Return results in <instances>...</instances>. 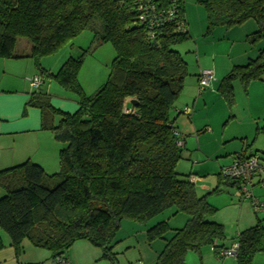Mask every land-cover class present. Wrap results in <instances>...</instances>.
I'll use <instances>...</instances> for the list:
<instances>
[{"label":"trees","instance_id":"1","mask_svg":"<svg viewBox=\"0 0 264 264\" xmlns=\"http://www.w3.org/2000/svg\"><path fill=\"white\" fill-rule=\"evenodd\" d=\"M159 1L163 8L170 7L169 0ZM175 1L178 20L150 30L138 22L137 0H0V59L33 60L42 75L74 93L78 103L76 112H64L52 105L48 94L37 91L27 103L40 110L42 130L65 146L56 174L31 161L0 171L5 192L0 198V231L10 238L17 257L27 240L50 252L53 262L66 261L65 254L84 240L116 264L114 239L122 220L145 223L172 207L189 218L155 264H186L189 252L215 244L225 248L224 226L209 219L218 210L207 196L197 195L192 174L177 172L185 142L171 111L184 91L188 65L174 47L190 35L177 30L185 10L183 0ZM202 4L207 34L251 20L258 26L248 36L252 45L263 43L257 57L234 66L217 89L233 107L234 83L246 93L252 83H264V0ZM86 30L93 39L79 57H70L55 74L42 68L44 58ZM21 39L31 46L27 55L16 53ZM105 44L116 53L108 79L87 96L78 75L86 57ZM168 231V223H160L148 232L149 240L164 238ZM235 241L237 264H254L255 256L264 253L262 222L240 232ZM4 247L0 235V250Z\"/></svg>","mask_w":264,"mask_h":264},{"label":"rangeland","instance_id":"2","mask_svg":"<svg viewBox=\"0 0 264 264\" xmlns=\"http://www.w3.org/2000/svg\"><path fill=\"white\" fill-rule=\"evenodd\" d=\"M203 1H185V14L195 24L194 33L196 35L194 36L195 39L191 38L174 47V50L182 55L188 65V81L196 79V75L193 72L199 69L200 65H207L206 67L213 71L212 64L215 63L216 57L217 62L220 64L221 62L230 63L235 60L237 54L255 46L246 42L240 36L233 35V37H227L224 32L227 31L226 28H217L212 33L207 34V18L202 4ZM251 23L256 24L254 20H251ZM92 39V33L86 30L78 37L66 43L57 54L44 59L53 65H58V62L63 64L70 57H79L83 50L89 48ZM198 45L201 47L200 50ZM253 50L257 51L255 48ZM21 52V50H16V53ZM115 54L113 46L111 44H105L96 48L86 57L78 75V81L87 96L95 94L106 83ZM200 57L204 62L203 64L199 62L198 58ZM13 75L14 73L5 72L0 67V85L5 82H13L12 86H19L20 88L22 86L20 78H15ZM27 83V89L30 93L38 91L31 87L28 79ZM212 83L214 85L216 81ZM197 84L196 98L200 101L201 106L199 110L194 111V113L197 112L193 120L194 122L187 121L186 119L188 117L186 116V118L181 116V119L185 118L184 121H187L188 125L184 129L178 127L181 135L180 138L186 145L183 147V159L177 166V172L181 176L192 174V177L197 179V182H195L197 195L199 197L207 196L208 202L218 210L209 219L224 226L226 240L222 244L230 248L240 232L256 225L258 221L262 222L264 228V213L257 214L255 212L252 201L245 198L243 190L240 187L233 186L230 181L225 180L223 177L221 180L219 179V174H221L222 169L231 165L232 157L226 156V154L235 151V153L238 152V154H241L242 149L246 146L242 144V140L244 139L227 142L223 138L225 136L230 137L232 135L237 136V134H242L243 130H247L246 125L254 122L253 135L248 141L249 145L251 143L254 144L247 153H256L255 151L258 150V154L264 158V102H262L261 97L254 96L251 102V111L249 110L248 112L246 110L249 107V102L246 100L247 93L242 89L243 92L241 96H238L237 103L235 98V105L230 107L219 94L217 86L214 92H218V96L211 98L210 103L206 104L203 97L206 93L212 92V90L208 88L203 95H200L199 80ZM47 85H49V82H47ZM53 85L57 89H62L67 94L60 96V94L56 95L55 93H51V97H54L57 101H63L62 99L68 100L67 98L69 96L77 99L74 93L65 90L56 81L53 82ZM14 97V94H10V100L14 101ZM233 109L240 113L239 119L233 118L231 113ZM174 113L175 109L173 108L171 111L172 119ZM194 113L192 114L193 117ZM241 123H243V126ZM257 128H260V132L255 136L254 134ZM254 138L255 140L253 142ZM236 155L234 154L232 156L235 157ZM217 188L218 191L215 192ZM248 189L254 199L264 203V183L258 177L253 180L252 185ZM1 191L5 194L3 189ZM188 218L186 214L176 213V208L172 207L145 223L133 219L122 220L114 239V253L117 257L116 264H155L168 240L173 237L175 230L183 228ZM163 222H167L169 225V231L165 237L150 241L148 232ZM1 234L7 237L2 231ZM22 246L23 248L29 247L34 251H43L50 254L46 250H37L27 240ZM70 252L68 253V258L70 254L73 255L75 264H113L110 260L103 259L102 251L92 246L88 241L82 240L76 242ZM257 255L264 257V253ZM224 259L234 260L236 258ZM224 259L220 258L211 246H207L203 247L200 252H189L186 264H222ZM43 264L50 263L45 261ZM62 264H72V262L66 261Z\"/></svg>","mask_w":264,"mask_h":264},{"label":"crops","instance_id":"3","mask_svg":"<svg viewBox=\"0 0 264 264\" xmlns=\"http://www.w3.org/2000/svg\"><path fill=\"white\" fill-rule=\"evenodd\" d=\"M183 1L185 4V1L187 2L188 0ZM184 15L188 26L190 39H193L196 35L194 33L195 24L191 22L188 15ZM257 29V24H253L251 23V21H249L242 26L233 29H227V31L224 32L227 37H233V35L240 36L242 37V39H245V41L248 42V36L257 31ZM260 46L261 45L258 44L253 48L251 47L250 49H245L244 52L237 54L235 60L231 61L230 63L221 62L220 64L217 62L216 57L215 63L212 64L214 81H216V84L213 85V83H211L209 88L212 90V92L209 91L210 93H206L204 95L203 100L206 104L210 103L211 98L218 96V92L216 93L214 91L217 86H219V81H221V79H223L234 66L245 65L246 63H248L249 60L256 58ZM198 47L200 50V45H198ZM254 48L257 51H254ZM16 50H21V53L27 55L31 50V46L27 41H23L21 39L17 42ZM198 59L200 64L204 63L201 57ZM63 64L58 62V65H53L49 61L46 62L45 59L41 61L42 68L45 69L48 73L52 74L57 73ZM206 66L200 65L199 69H196L193 72L196 75L195 80L192 79L188 81L186 79L184 91L174 106L175 113L173 119L175 120V126L178 132L180 131L179 128L184 129L186 125H188L187 121L194 122L193 120L195 118V114L197 113H194V111L199 110V107L201 106L199 103L200 101L197 100L198 98H196L198 85L197 83L202 71L211 70L208 69ZM0 67L3 68L5 72L8 71L10 73H14L13 77L20 78L22 82V86L20 88L19 86L15 85L12 86L13 82H5L0 85V171L20 165L27 161H31L35 164L40 165L47 174H56L59 171V153L65 146L63 144L58 143L52 133L42 130L40 110L36 108L27 107V103L30 99V96L34 93H30L27 89V79L30 80L35 76H41L43 85L37 92L48 94L50 97L51 93H55L56 95L60 94V96L67 94L64 93L62 89H57V87L53 85L54 80H50L44 75H42L40 72H38V69L36 68L33 60L29 58H24L20 60L0 59ZM47 82H49V85H47ZM242 92V86L240 85V83H234L236 103L238 101V96H241ZM10 94L15 95L14 101L10 100ZM254 96L261 97L262 102H264L263 82L256 81L250 85L246 99L249 102V107H247L246 109L248 110V112L249 110L251 111V102L253 101ZM67 99L68 100L62 99L64 101L63 102L60 100L57 101L56 99H54V97H51V103L55 108L60 109L64 112L73 113L74 110L77 111V99L71 96H69V98ZM186 109L190 110L191 114L188 115L184 113V110ZM193 113L194 117L192 115ZM231 113L233 115V118L239 119L240 113L237 110L233 109ZM181 116L188 117L186 119L187 121H184L186 117L184 119H181ZM242 124L243 123H241V125ZM253 126L255 127V123L251 122L246 125L247 130H243L242 134H237V136L232 135L230 137L225 136L223 139L227 142L238 139H244L242 140V144L246 146L244 149H242V153L249 151L254 144H248L249 139H251L253 135ZM259 132L260 128H257L254 135H258ZM254 140L255 138L253 139V142ZM235 152L226 154V156L232 157L231 164L235 160V157L232 155L238 154V152ZM255 152L259 153L258 150ZM237 187L239 188V186ZM3 196L4 193L0 189V198H2ZM0 235L5 245L4 249L0 250V264H43L45 261L49 262L50 264H54L49 253H45L43 251H34L29 247H24L23 254L20 257H17L16 251L11 245L10 238L8 236L4 237L1 234V231ZM223 245L227 249V246L225 244ZM70 251L71 249L65 254V258L66 261H70L73 264V255L70 254L68 258V253H71ZM257 256L254 258V264H264V257H262V255L258 257ZM234 260L224 259L222 264H237V260Z\"/></svg>","mask_w":264,"mask_h":264},{"label":"built area","instance_id":"4","mask_svg":"<svg viewBox=\"0 0 264 264\" xmlns=\"http://www.w3.org/2000/svg\"><path fill=\"white\" fill-rule=\"evenodd\" d=\"M170 7L163 8L159 0H137L136 11L138 13V22L142 25H148L150 30L163 25L165 22L178 20V6L175 0H169ZM177 30L181 33L188 31L186 20L177 22ZM153 36V33H152ZM214 81V73L211 70H204L199 77V94H203ZM34 90H39L43 81L39 76H35L29 80ZM184 113L190 114V110H184ZM221 175L224 178L239 182V187L243 190L245 198L252 201L254 210L257 214L264 213V203L253 198L249 186L253 180L258 177L264 183V158L258 153H242L235 157L234 162L222 169ZM192 182H196L195 177L191 178ZM217 255L224 258H236L239 250V243L234 242L230 248H217L216 244L212 246ZM65 259L57 258L54 264L65 263Z\"/></svg>","mask_w":264,"mask_h":264},{"label":"water","instance_id":"5","mask_svg":"<svg viewBox=\"0 0 264 264\" xmlns=\"http://www.w3.org/2000/svg\"><path fill=\"white\" fill-rule=\"evenodd\" d=\"M134 103V102H133Z\"/></svg>","mask_w":264,"mask_h":264}]
</instances>
